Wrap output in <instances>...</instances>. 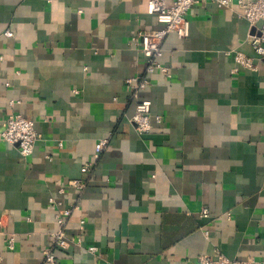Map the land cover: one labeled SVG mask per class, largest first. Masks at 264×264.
Instances as JSON below:
<instances>
[{"label": "crops", "instance_id": "0c3cea01", "mask_svg": "<svg viewBox=\"0 0 264 264\" xmlns=\"http://www.w3.org/2000/svg\"><path fill=\"white\" fill-rule=\"evenodd\" d=\"M147 3L0 0V264H43L66 209L56 264H264V58L250 69L233 56H254L255 27L236 7L195 4L189 35L162 41L169 75L140 93L152 103L140 134L125 79L144 73L132 37L163 26ZM14 112L39 135L30 155L1 137Z\"/></svg>", "mask_w": 264, "mask_h": 264}, {"label": "built area", "instance_id": "2783aa9c", "mask_svg": "<svg viewBox=\"0 0 264 264\" xmlns=\"http://www.w3.org/2000/svg\"><path fill=\"white\" fill-rule=\"evenodd\" d=\"M206 1L214 2L219 7H236L237 14L255 27V31L249 35V43L253 48L254 56H249L240 51L234 52L233 56L239 66L256 69V59L264 58V0H148V13L155 15L163 26L156 30L138 31L132 37L131 44L143 53L145 59L144 73L125 79L130 100L134 104L130 121L138 133H148L152 129V103L149 99L140 96L141 91L149 83L148 75L156 70L169 75L167 67L159 61L163 39L171 32L181 38L187 37L190 33V21L186 16L187 13L195 4ZM6 34H11V32L6 31ZM9 104L12 105L13 101L11 100ZM160 119V116H156L157 121H160ZM1 137L12 144L18 145L20 153L27 156L32 153L39 135L31 119L26 118L21 113L14 112L6 117ZM108 141V138H101L96 142L92 159L81 167L83 173H87L94 160L100 157ZM79 183L78 180L71 181V184L74 185ZM71 210L66 209L57 215L58 229L52 235L51 246L43 251V264L57 263L54 247H68L69 239L64 231V226ZM202 214L206 216L208 210L203 208ZM12 241L13 239L10 237V247L12 246ZM189 264H247V262L229 258L222 253H216L215 255L201 254L197 257V261L192 260Z\"/></svg>", "mask_w": 264, "mask_h": 264}]
</instances>
